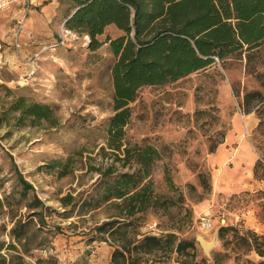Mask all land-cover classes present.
Here are the masks:
<instances>
[{
    "label": "rangeland",
    "instance_id": "374dc122",
    "mask_svg": "<svg viewBox=\"0 0 264 264\" xmlns=\"http://www.w3.org/2000/svg\"><path fill=\"white\" fill-rule=\"evenodd\" d=\"M19 19L0 13V264H112L118 244L147 234H171L172 245L192 241L194 249L140 253L137 264H257L242 238L264 236V179L253 174L257 161L264 167V42L140 87L115 150L108 43L90 50L86 35L63 26H46L51 33L35 41ZM19 98L48 105L49 116L20 117L11 108ZM148 145L156 156L145 181L165 203L128 216L105 189L138 169L135 154ZM203 216L209 230L200 228ZM111 220L130 222L125 239L103 227ZM220 226L231 228L223 240ZM196 236L213 246L203 250Z\"/></svg>",
    "mask_w": 264,
    "mask_h": 264
},
{
    "label": "trees",
    "instance_id": "16d2710c",
    "mask_svg": "<svg viewBox=\"0 0 264 264\" xmlns=\"http://www.w3.org/2000/svg\"><path fill=\"white\" fill-rule=\"evenodd\" d=\"M75 11L65 22L67 29L89 36L88 48L95 50L108 43L115 61L110 74L113 87L114 114L109 120L108 134L111 148L121 147L117 140L129 116L128 103L137 90L145 85H162L213 62V58L225 59L240 54L243 47L250 50L264 42V0H72ZM109 26L119 32L107 34ZM106 34L103 40L98 37ZM252 95H258L256 93ZM19 98L11 102L12 110L19 109L20 117L32 120L47 118L48 105L38 102L24 104ZM128 148H124L127 155ZM151 146L138 149L135 172H123L106 186L104 199H116L124 213L135 212L160 205V196L150 189L146 179L148 166L156 156ZM258 168L261 173L258 174ZM111 172L107 170L105 175ZM253 174L264 179V167L257 161ZM24 187L27 184L21 181ZM37 202L39 200L35 198ZM130 222L111 220L105 222L109 235L120 233L125 239ZM231 228L220 226L217 236L224 239ZM174 236L164 239L144 235L140 240H128L118 244L111 256L112 264H137L139 254L154 251L182 254L186 247L194 249V243ZM247 250L264 256V236H253V242L242 238ZM256 239H261L257 242ZM136 242V243H135ZM133 244V245H131ZM257 264H264L260 260Z\"/></svg>",
    "mask_w": 264,
    "mask_h": 264
},
{
    "label": "crops",
    "instance_id": "0c3cea01",
    "mask_svg": "<svg viewBox=\"0 0 264 264\" xmlns=\"http://www.w3.org/2000/svg\"><path fill=\"white\" fill-rule=\"evenodd\" d=\"M32 4V9L27 14V17H25L24 22L26 21L28 28L33 29L30 33L35 41L45 40V36L43 35H49L51 33L45 31L46 26H52L53 29H55L56 26H63L62 30H67L69 32L68 34L71 35L75 34V32L67 29L65 26V22L70 18L76 9L72 0H32ZM10 9L13 10L14 14L17 15L18 13L20 18L21 13L19 6H9L4 11ZM33 25L40 27L36 28ZM108 28H114V30L118 32L114 26H109ZM41 30H43V32H41ZM24 35L25 30L24 34L22 31L21 38L24 37ZM86 37L89 41V36L86 35ZM262 228L263 227L260 225V232H262ZM257 257L264 261V256L260 257L257 255Z\"/></svg>",
    "mask_w": 264,
    "mask_h": 264
},
{
    "label": "built area",
    "instance_id": "2783aa9c",
    "mask_svg": "<svg viewBox=\"0 0 264 264\" xmlns=\"http://www.w3.org/2000/svg\"><path fill=\"white\" fill-rule=\"evenodd\" d=\"M19 6L20 8V19L18 20L19 28L20 25L24 22L25 17L29 13V11L32 8V0H0V13L4 10H6L9 6ZM19 31V29H18ZM64 33L68 34L69 32L67 30H63ZM17 40V38L15 39ZM63 42V39L61 38L60 43ZM14 47L17 49L19 47L18 43L16 42L14 44ZM1 54H2V45L0 43V67L2 66L1 63ZM216 59V58H215ZM223 222V220H221ZM200 228L204 230H209L213 227V221L209 216H203L200 218Z\"/></svg>",
    "mask_w": 264,
    "mask_h": 264
},
{
    "label": "water",
    "instance_id": "95a60500",
    "mask_svg": "<svg viewBox=\"0 0 264 264\" xmlns=\"http://www.w3.org/2000/svg\"><path fill=\"white\" fill-rule=\"evenodd\" d=\"M196 240L199 242L203 250H207L208 248H211L213 246V241L205 242V239H203V237L201 236H196Z\"/></svg>",
    "mask_w": 264,
    "mask_h": 264
},
{
    "label": "bare ground",
    "instance_id": "6f19581e",
    "mask_svg": "<svg viewBox=\"0 0 264 264\" xmlns=\"http://www.w3.org/2000/svg\"><path fill=\"white\" fill-rule=\"evenodd\" d=\"M205 242H207V241H205Z\"/></svg>",
    "mask_w": 264,
    "mask_h": 264
}]
</instances>
